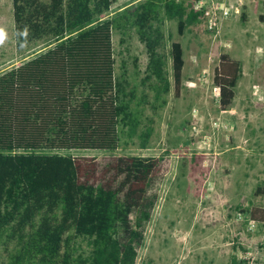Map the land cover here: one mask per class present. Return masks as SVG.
<instances>
[{
  "label": "trees",
  "instance_id": "16d2710c",
  "mask_svg": "<svg viewBox=\"0 0 264 264\" xmlns=\"http://www.w3.org/2000/svg\"><path fill=\"white\" fill-rule=\"evenodd\" d=\"M116 1L12 0L17 49L46 48L0 72L5 264H138L167 154L100 159L61 151L115 150L121 133L140 137L147 147L153 127L143 128L135 91L124 73H116L114 32L134 28L144 42L142 84L156 109L167 103L172 87L169 60L177 91L186 64L181 41L166 50L165 22L176 20L182 35L188 27L202 30L204 13L195 9L197 0H134L113 13ZM241 17L246 20V13ZM25 26L28 44L21 48L15 33ZM243 66L221 54L214 73L221 110L232 107ZM79 238L88 251L78 248Z\"/></svg>",
  "mask_w": 264,
  "mask_h": 264
},
{
  "label": "rangeland",
  "instance_id": "374dc122",
  "mask_svg": "<svg viewBox=\"0 0 264 264\" xmlns=\"http://www.w3.org/2000/svg\"><path fill=\"white\" fill-rule=\"evenodd\" d=\"M131 1L117 0L113 13ZM242 1L246 20L231 15L217 37L204 20L202 30L188 27L182 35L176 20H166V50L181 41L186 64L177 91L169 60L172 87L167 103L156 109L153 93L142 84L148 60L144 42L134 28L125 35L115 30L116 73H124L135 91L133 106L141 111L143 128L153 127L150 142L142 147L140 137L121 133L115 150L61 151L100 159L167 154L161 197L138 264H264V0ZM0 26L9 33L0 46V72L46 48L17 49L12 0H0ZM225 52L244 68L232 107L221 110L214 73ZM77 246L90 248L81 238ZM6 261L0 244V264Z\"/></svg>",
  "mask_w": 264,
  "mask_h": 264
},
{
  "label": "built area",
  "instance_id": "2783aa9c",
  "mask_svg": "<svg viewBox=\"0 0 264 264\" xmlns=\"http://www.w3.org/2000/svg\"><path fill=\"white\" fill-rule=\"evenodd\" d=\"M242 4V0H197L194 7L203 11L207 30L217 37L226 19L234 14H242Z\"/></svg>",
  "mask_w": 264,
  "mask_h": 264
},
{
  "label": "clouds",
  "instance_id": "9594fccd",
  "mask_svg": "<svg viewBox=\"0 0 264 264\" xmlns=\"http://www.w3.org/2000/svg\"><path fill=\"white\" fill-rule=\"evenodd\" d=\"M28 35L29 29L25 26L23 29L16 31L15 36L18 40L21 41V48L26 47L28 44ZM9 38V33L4 26H0V46L4 45L7 39Z\"/></svg>",
  "mask_w": 264,
  "mask_h": 264
}]
</instances>
